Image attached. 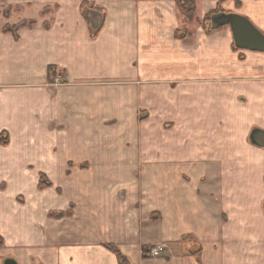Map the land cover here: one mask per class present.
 Segmentation results:
<instances>
[{
    "label": "crops",
    "instance_id": "1",
    "mask_svg": "<svg viewBox=\"0 0 264 264\" xmlns=\"http://www.w3.org/2000/svg\"><path fill=\"white\" fill-rule=\"evenodd\" d=\"M196 2L0 0V264H264V0Z\"/></svg>",
    "mask_w": 264,
    "mask_h": 264
},
{
    "label": "trees",
    "instance_id": "2",
    "mask_svg": "<svg viewBox=\"0 0 264 264\" xmlns=\"http://www.w3.org/2000/svg\"><path fill=\"white\" fill-rule=\"evenodd\" d=\"M175 1H176V4H177L178 9L181 12V14H183L187 19H190V20L195 18V15H196V12H197V2H196V0H175ZM220 1H222V0H220ZM83 2L85 4H87V5H89V4L92 3V0H83ZM10 10L11 9H9V8L6 9L5 13L8 15L10 13ZM220 13H224V11H222V9L220 7H217L215 10L210 11L209 13H207L202 19H199V22L203 25V27L205 28V30L207 32H211L213 30H216V29H219V28L225 26V25H216L213 22V17L215 15H217V14H220ZM36 23H37V21L35 19L22 20L19 23L14 24V25L6 24V25L3 26V29L5 31H10V32L14 33L15 36H17L18 32L22 28H24V27H33V26H35ZM181 32H182V29L181 30L177 29L176 35L177 36L180 35ZM185 34L187 35L188 32H185ZM54 70H55V67H50L49 68V73L51 74V76L53 75ZM9 142H10L9 134L7 132H5V131L1 132L0 133V144L1 145H8ZM45 179H47L46 176L42 175L41 176V180L39 182V186L40 187L44 188L45 185L46 186H50L51 185V182L48 179H47L48 180V182H47ZM44 182H47V183L44 184ZM69 213H70V211L67 212V214H69ZM56 214L62 215L64 213L60 212V213H56ZM0 240L2 241V239H0ZM105 246L117 254L120 264H131L129 262V260L127 259V257L121 253V251L119 250V248L116 245H114L112 243H107Z\"/></svg>",
    "mask_w": 264,
    "mask_h": 264
},
{
    "label": "water",
    "instance_id": "3",
    "mask_svg": "<svg viewBox=\"0 0 264 264\" xmlns=\"http://www.w3.org/2000/svg\"><path fill=\"white\" fill-rule=\"evenodd\" d=\"M93 3L88 10H92ZM216 25H229L231 27L234 42L237 48L249 49L253 51H264V33L261 32L245 16L236 13H220L213 17ZM252 139L259 145H264V131L255 130ZM5 264H17L15 259H7Z\"/></svg>",
    "mask_w": 264,
    "mask_h": 264
},
{
    "label": "built area",
    "instance_id": "4",
    "mask_svg": "<svg viewBox=\"0 0 264 264\" xmlns=\"http://www.w3.org/2000/svg\"><path fill=\"white\" fill-rule=\"evenodd\" d=\"M163 247L162 245L159 247H155L150 251L151 256H159L161 254Z\"/></svg>",
    "mask_w": 264,
    "mask_h": 264
},
{
    "label": "rangeland",
    "instance_id": "5",
    "mask_svg": "<svg viewBox=\"0 0 264 264\" xmlns=\"http://www.w3.org/2000/svg\"><path fill=\"white\" fill-rule=\"evenodd\" d=\"M180 13H181V12H180ZM180 15H181V17H184L185 20H187L186 17H185L183 14H180ZM46 178H47V177H46ZM40 180H41V177H40ZM45 180L48 182L47 179H45ZM45 180H44V181H45ZM47 182H44V184L47 183ZM45 186H46V185H45ZM45 186H44V188H43V187H40L39 184H38V188H39V190H43V189H46V188H48V187H52L53 184L51 183L50 186H46V187H45ZM19 200L22 201V198L19 197Z\"/></svg>",
    "mask_w": 264,
    "mask_h": 264
}]
</instances>
